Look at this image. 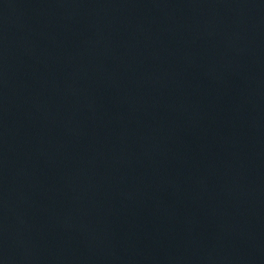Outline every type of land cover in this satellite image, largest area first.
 <instances>
[{"label": "water", "instance_id": "95a60500", "mask_svg": "<svg viewBox=\"0 0 264 264\" xmlns=\"http://www.w3.org/2000/svg\"><path fill=\"white\" fill-rule=\"evenodd\" d=\"M0 264H264V0H0Z\"/></svg>", "mask_w": 264, "mask_h": 264}]
</instances>
